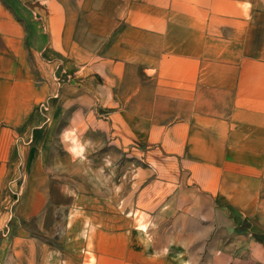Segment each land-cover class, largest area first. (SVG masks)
<instances>
[{
    "label": "crops",
    "instance_id": "1",
    "mask_svg": "<svg viewBox=\"0 0 264 264\" xmlns=\"http://www.w3.org/2000/svg\"><path fill=\"white\" fill-rule=\"evenodd\" d=\"M204 247L264 264V0H0V264Z\"/></svg>",
    "mask_w": 264,
    "mask_h": 264
},
{
    "label": "rangeland",
    "instance_id": "2",
    "mask_svg": "<svg viewBox=\"0 0 264 264\" xmlns=\"http://www.w3.org/2000/svg\"><path fill=\"white\" fill-rule=\"evenodd\" d=\"M77 153H79L78 156H81L80 153H83V149H81V151L79 150ZM86 153V152H84ZM96 158H101V154L100 156H96ZM82 160L86 161V158L84 157ZM80 170H82V173L84 175H86V171H87V167H82V168H79ZM101 169V168H100ZM22 177L20 176L18 178V182H15L14 183V187L12 188V190L10 191V199H11V202L12 204H15L18 202L19 198H20V195H21V190H22ZM97 184L98 186L102 189V182H98L97 181ZM86 183H84V187H85ZM112 188L114 190H117L118 188V185H114L112 186ZM57 217V220L55 222V225L58 229V231H61L60 227L63 228V225H64V222H65V215H57L55 216ZM54 218V217H53ZM55 230L53 229L52 230V233L54 232ZM143 233H147L145 231H142ZM149 233V232H148ZM193 251L197 252V254L195 255L196 256V261L194 263H191V264H215L214 261L211 260L212 256H211V251H212V248H208V247H204V248H193ZM198 257V258H197ZM203 258V260H202ZM206 259V260H205Z\"/></svg>",
    "mask_w": 264,
    "mask_h": 264
}]
</instances>
